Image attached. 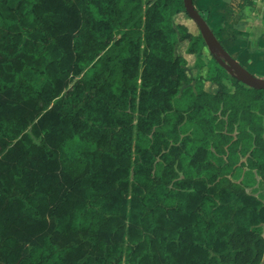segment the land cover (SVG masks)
Instances as JSON below:
<instances>
[{
	"label": "trees",
	"instance_id": "trees-1",
	"mask_svg": "<svg viewBox=\"0 0 264 264\" xmlns=\"http://www.w3.org/2000/svg\"><path fill=\"white\" fill-rule=\"evenodd\" d=\"M190 23L182 0H0V264H264L237 182L264 183V90L192 77Z\"/></svg>",
	"mask_w": 264,
	"mask_h": 264
},
{
	"label": "crops",
	"instance_id": "crops-1",
	"mask_svg": "<svg viewBox=\"0 0 264 264\" xmlns=\"http://www.w3.org/2000/svg\"><path fill=\"white\" fill-rule=\"evenodd\" d=\"M207 16V25L221 46L242 68L264 80V2L247 0H192ZM178 21L186 23L184 16ZM180 49V47H179ZM185 50V44L181 45ZM180 53V51H179ZM183 53V52H182ZM204 84V89L207 90Z\"/></svg>",
	"mask_w": 264,
	"mask_h": 264
},
{
	"label": "water",
	"instance_id": "water-1",
	"mask_svg": "<svg viewBox=\"0 0 264 264\" xmlns=\"http://www.w3.org/2000/svg\"><path fill=\"white\" fill-rule=\"evenodd\" d=\"M186 15L196 25L208 51L215 58L216 62L227 73L234 76L240 83L248 88L255 90H264V80L259 79L244 68H242L229 54L224 50L216 39L205 20L195 9L192 0H182Z\"/></svg>",
	"mask_w": 264,
	"mask_h": 264
},
{
	"label": "rangeland",
	"instance_id": "rangeland-1",
	"mask_svg": "<svg viewBox=\"0 0 264 264\" xmlns=\"http://www.w3.org/2000/svg\"><path fill=\"white\" fill-rule=\"evenodd\" d=\"M188 26H189L188 27L189 31L192 32L194 35L198 33V29L196 25L190 23ZM178 51H180V54L182 55L184 54V50H181V46ZM196 58L197 59H196V67H195L194 66L195 57L194 56L187 57L188 68H189L188 70L192 77H196L199 74V72H203L202 70H199L197 67L209 66L211 68H214L215 66L216 60L212 56V54L208 51L206 46L202 48V50L200 51V53L197 55ZM210 86H211L210 84L206 85L207 90H210L211 88ZM183 88H185V86H183L182 89ZM237 182L242 183L245 186L247 192L259 198L264 204V183L261 181L260 177L255 171H250L246 168L242 169L238 175ZM262 236L264 237V225L262 226Z\"/></svg>",
	"mask_w": 264,
	"mask_h": 264
},
{
	"label": "built area",
	"instance_id": "built-area-1",
	"mask_svg": "<svg viewBox=\"0 0 264 264\" xmlns=\"http://www.w3.org/2000/svg\"><path fill=\"white\" fill-rule=\"evenodd\" d=\"M247 1H259V2H264V0H247Z\"/></svg>",
	"mask_w": 264,
	"mask_h": 264
}]
</instances>
